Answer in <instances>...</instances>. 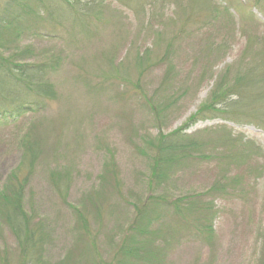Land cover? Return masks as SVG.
<instances>
[{
    "label": "rangeland",
    "instance_id": "374dc122",
    "mask_svg": "<svg viewBox=\"0 0 264 264\" xmlns=\"http://www.w3.org/2000/svg\"><path fill=\"white\" fill-rule=\"evenodd\" d=\"M92 1L83 0L81 20L27 10L20 40L38 60H58L55 95L35 116L0 127V193L22 163L23 132L42 142L24 193L42 229V264H110L149 195L199 208L178 215L168 202L148 205L143 237L160 252L151 264H264V127L212 108L189 124L218 82L230 87L256 65L258 46L247 50L264 39V11L250 0H212L219 14L189 12L183 22L191 0H98L87 9ZM187 124L204 147L153 182L157 139ZM224 135L231 141L219 146ZM23 263L0 221V264Z\"/></svg>",
    "mask_w": 264,
    "mask_h": 264
},
{
    "label": "trees",
    "instance_id": "16d2710c",
    "mask_svg": "<svg viewBox=\"0 0 264 264\" xmlns=\"http://www.w3.org/2000/svg\"><path fill=\"white\" fill-rule=\"evenodd\" d=\"M121 1L132 4V0ZM250 1L253 6L264 11V0ZM82 3L83 0H9L2 5L0 10V127L15 124L31 114L35 116L47 107L55 95L49 73L58 68V60L56 58L47 59V61L38 60L32 47L22 44L20 40L30 28L27 20L30 14L27 10L32 6H38L47 10L46 13L51 19L62 18L67 12L74 14L77 20H81L80 17L87 15V12L81 8ZM97 4H100V1L93 0L86 7L87 9L95 8ZM141 9L143 10L142 7ZM194 11L195 14L208 13L209 19L219 14L221 8L218 4L212 3V0H191L190 5L181 11L184 17L183 22L191 21L193 17L189 16V12ZM263 40H257V38L249 40L247 55L250 56L252 48L258 46L257 51L252 55L256 65H253L254 67L248 72L236 75L230 87H224L226 81L218 82L210 104L202 106L199 113L190 118L189 124L196 122L204 115L202 112L212 108L210 110L219 114L225 111V116L230 119L238 121L240 117H245L244 120L253 121L264 127ZM142 59L144 58L139 59L137 63L141 64ZM188 126L187 124L173 133L161 134L157 139L154 145V169L151 179L153 182L159 181L166 169L182 160L192 158L195 151L204 147L196 137L185 133ZM30 127L34 128V126ZM29 129L23 132L19 140L22 142L20 147L23 151L22 163L12 173L4 191L0 193V221L8 226L16 237L24 260L23 264H42V258L39 256L43 240L42 229L40 223L30 218L24 208V193L34 174L35 163L42 152L40 138ZM230 141L231 136L224 135L219 141V146H225ZM61 185L64 186L59 188V185L55 184V187L65 198L67 188L63 181ZM149 196L140 207H137L136 216L128 229L127 237L114 253L110 264H151L160 253L153 252L152 245L143 237L144 234L146 235L144 217L150 203L168 202L178 215L199 212V208L192 201L179 204L178 201H169L156 195ZM204 216L203 213L198 221ZM150 221L147 220V226ZM142 245L145 248H141ZM105 264L109 263L105 261Z\"/></svg>",
    "mask_w": 264,
    "mask_h": 264
}]
</instances>
